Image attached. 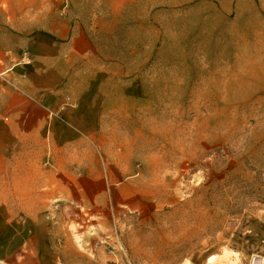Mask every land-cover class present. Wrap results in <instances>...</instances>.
Masks as SVG:
<instances>
[{
    "label": "rangeland",
    "instance_id": "1",
    "mask_svg": "<svg viewBox=\"0 0 264 264\" xmlns=\"http://www.w3.org/2000/svg\"><path fill=\"white\" fill-rule=\"evenodd\" d=\"M109 30L71 74L93 195L46 197L0 264H264V0H136Z\"/></svg>",
    "mask_w": 264,
    "mask_h": 264
},
{
    "label": "crops",
    "instance_id": "2",
    "mask_svg": "<svg viewBox=\"0 0 264 264\" xmlns=\"http://www.w3.org/2000/svg\"><path fill=\"white\" fill-rule=\"evenodd\" d=\"M135 1L0 0V246H5L0 250L5 253L43 243L45 226L30 213H39L46 197L93 195L91 167L82 162L78 178L69 163L76 155L70 150L81 145L77 133L92 132L82 121L86 112L71 106V74L95 52L97 35L110 31Z\"/></svg>",
    "mask_w": 264,
    "mask_h": 264
},
{
    "label": "bare ground",
    "instance_id": "3",
    "mask_svg": "<svg viewBox=\"0 0 264 264\" xmlns=\"http://www.w3.org/2000/svg\"><path fill=\"white\" fill-rule=\"evenodd\" d=\"M214 256H209V258H208V261H212V260H214Z\"/></svg>",
    "mask_w": 264,
    "mask_h": 264
}]
</instances>
